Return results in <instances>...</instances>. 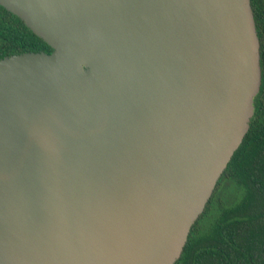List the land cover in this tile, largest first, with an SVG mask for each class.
<instances>
[{
	"label": "water",
	"instance_id": "95a60500",
	"mask_svg": "<svg viewBox=\"0 0 264 264\" xmlns=\"http://www.w3.org/2000/svg\"><path fill=\"white\" fill-rule=\"evenodd\" d=\"M52 52L0 59V264H174L249 129L250 0H0Z\"/></svg>",
	"mask_w": 264,
	"mask_h": 264
},
{
	"label": "trees",
	"instance_id": "16d2710c",
	"mask_svg": "<svg viewBox=\"0 0 264 264\" xmlns=\"http://www.w3.org/2000/svg\"><path fill=\"white\" fill-rule=\"evenodd\" d=\"M261 83L242 143L193 224L174 264H264V0H250ZM52 49L0 6V59Z\"/></svg>",
	"mask_w": 264,
	"mask_h": 264
}]
</instances>
